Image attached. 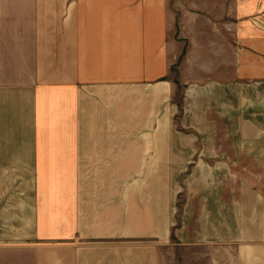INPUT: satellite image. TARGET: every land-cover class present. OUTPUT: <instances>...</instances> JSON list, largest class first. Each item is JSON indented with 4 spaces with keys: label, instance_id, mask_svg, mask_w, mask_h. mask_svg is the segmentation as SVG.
Wrapping results in <instances>:
<instances>
[{
    "label": "crops",
    "instance_id": "0c3cea01",
    "mask_svg": "<svg viewBox=\"0 0 264 264\" xmlns=\"http://www.w3.org/2000/svg\"><path fill=\"white\" fill-rule=\"evenodd\" d=\"M0 103V164L35 183L0 264H159L171 228L264 264V0H0Z\"/></svg>",
    "mask_w": 264,
    "mask_h": 264
},
{
    "label": "rangeland",
    "instance_id": "374dc122",
    "mask_svg": "<svg viewBox=\"0 0 264 264\" xmlns=\"http://www.w3.org/2000/svg\"><path fill=\"white\" fill-rule=\"evenodd\" d=\"M21 103H14V109L18 112L20 111ZM5 115V103H0V127L4 128V122H1L3 116ZM12 124L15 132L21 130L22 128V117L19 113L17 116H13ZM24 135L20 133L8 134L9 142L20 141ZM35 135H28L27 140H35L33 138ZM5 136L0 134V141L4 140ZM247 171L243 170L247 175L254 176L255 174L261 172V169L256 166L249 165L245 167ZM167 167H158V187H159V221L161 223L166 219L167 214L164 210L167 209L170 204L172 206H182L185 201L184 188L181 187L179 182L180 176L175 178L174 175V185H171L165 180L170 178L171 174L166 171ZM49 168L44 167L42 173H51ZM23 173H28V170H23V167L16 165H5L0 164V234L5 232L3 221L5 219V206L7 200H12L11 197L7 198V191L10 190H20L24 187L27 190L34 189L35 183L32 181H11L10 177L16 179L20 177L19 175ZM13 174V175H12ZM264 179V171L261 173ZM182 179V178H181ZM178 181V182H177ZM56 183L51 182H40L39 185L45 186L47 189L51 188ZM179 191L178 197L175 198L176 192ZM177 218L180 214L175 215ZM173 217V215H172ZM219 246L207 245L205 243H183L182 239L177 236L175 229L171 228V236L166 242H159V264H215L217 260H228L225 259V255L220 252ZM217 251H216V250ZM217 254V255H216Z\"/></svg>",
    "mask_w": 264,
    "mask_h": 264
}]
</instances>
